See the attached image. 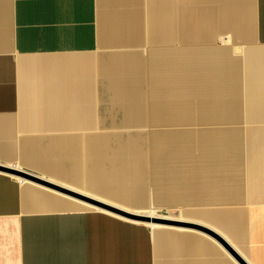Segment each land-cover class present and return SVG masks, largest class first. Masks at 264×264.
Here are the masks:
<instances>
[{"label": "crops", "instance_id": "1", "mask_svg": "<svg viewBox=\"0 0 264 264\" xmlns=\"http://www.w3.org/2000/svg\"><path fill=\"white\" fill-rule=\"evenodd\" d=\"M0 166L85 198L0 169V264H264V0H0Z\"/></svg>", "mask_w": 264, "mask_h": 264}, {"label": "water", "instance_id": "2", "mask_svg": "<svg viewBox=\"0 0 264 264\" xmlns=\"http://www.w3.org/2000/svg\"><path fill=\"white\" fill-rule=\"evenodd\" d=\"M0 169L5 170V171H7L9 173H12V174L15 173V174L19 175L20 177L25 178V179H28V180H34V181H36V182H38V183H40L42 185H45V186L47 185V186L53 187L55 189L61 190L60 188H57V187L53 186L52 184L48 183L47 181H44L42 179L37 178L35 175H33L31 173L29 174V173L24 172V171H19V170H16V169H10V168H6V167H3V166H0ZM61 191L62 192L64 191V192H67V193H69L71 195L77 196L78 198L79 197L83 198L80 195H76V194L71 193L70 191H66L64 189L61 190ZM83 199H85V198H83ZM119 213H121L123 215H128V214H125L124 212H120V211H119ZM130 216L132 218L137 219V220H140L142 222L146 221V222H153V223H160L161 222V223H164V224H175V223H173L171 221H168L166 219H152L149 216H144V217L135 216V215H130Z\"/></svg>", "mask_w": 264, "mask_h": 264}, {"label": "rangeland", "instance_id": "3", "mask_svg": "<svg viewBox=\"0 0 264 264\" xmlns=\"http://www.w3.org/2000/svg\"><path fill=\"white\" fill-rule=\"evenodd\" d=\"M220 116H209V115H199V116H194V115H189L188 117H179L175 118V120L178 121H205L206 119H214V118H219ZM191 133L196 132V131H190ZM188 132V133H190Z\"/></svg>", "mask_w": 264, "mask_h": 264}]
</instances>
